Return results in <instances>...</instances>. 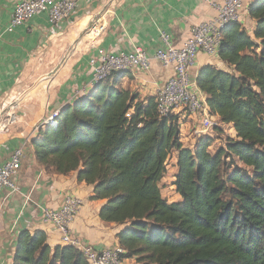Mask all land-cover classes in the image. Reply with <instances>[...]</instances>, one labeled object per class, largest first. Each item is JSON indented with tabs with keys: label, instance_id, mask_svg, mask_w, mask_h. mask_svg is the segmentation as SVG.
<instances>
[{
	"label": "trees",
	"instance_id": "obj_1",
	"mask_svg": "<svg viewBox=\"0 0 264 264\" xmlns=\"http://www.w3.org/2000/svg\"><path fill=\"white\" fill-rule=\"evenodd\" d=\"M248 8L253 34L242 22L222 33L218 55L233 71L206 65L196 80L220 118L212 136L184 147L176 116L161 118L156 97L122 87V73L64 106L58 125L32 140L47 172H77L93 186L91 200L106 201L100 218L123 227L124 260L264 264V0ZM224 124L236 136L224 135ZM174 154L178 201L159 185ZM14 254V264H90L72 245H50L44 231H22Z\"/></svg>",
	"mask_w": 264,
	"mask_h": 264
},
{
	"label": "crops",
	"instance_id": "obj_2",
	"mask_svg": "<svg viewBox=\"0 0 264 264\" xmlns=\"http://www.w3.org/2000/svg\"><path fill=\"white\" fill-rule=\"evenodd\" d=\"M18 1L0 0V104L3 97L14 90L20 79L26 75L34 63L35 55L47 45L69 52L59 65L66 63L70 68H67V73H62L65 74L62 78L58 77L60 83L49 92L50 94L45 92L47 97L44 98L42 94L32 96L43 102L41 114L18 119L15 133L0 135V164L11 157L15 148H25V157L17 175L19 190L10 193L5 189L0 193V264H14V253L20 233L27 229L31 232L47 233L48 243L52 246L63 245L61 234L50 224L43 222L41 211L46 206L60 207L68 195H76L83 200L80 213L72 223L73 232L79 235L84 243H90L96 249L118 246L117 234L123 227L101 220L100 209L106 201L91 200L93 186L78 182L77 172L68 175L49 173L38 162L32 146V140L40 135L37 126L52 112L62 110L66 105H75L93 93L95 86L91 84L90 62L98 55L99 48L129 51L134 45H140L148 50L150 55H155L157 49L162 46L163 31L172 35L176 46H182L190 36L192 27L217 15V8L212 2L221 4L224 0H81L75 13L60 24H52L48 13L41 12L27 24L8 32L5 28L11 21ZM255 1L257 0H244L242 7V24L251 34L256 28V21L250 17L248 6ZM101 11H106V15L98 41L92 46L87 43L81 51L79 45L84 35L73 46L72 51H68L72 42L81 34V30ZM82 20L85 21V26L75 32L74 29ZM206 65L233 71L219 55L202 53L191 67L195 82L202 67ZM58 71L52 76H57ZM173 74L172 67H164L153 61L149 71L126 72L121 84L143 100L156 97L159 89ZM49 77L51 76L48 75L46 79ZM201 93L207 101V94ZM174 115L181 130L182 144L184 147H193L195 138L192 131L197 126V118L185 111L176 112ZM216 117L220 119L218 115ZM224 128V135L236 136L232 124H224ZM213 140L214 144L219 142L220 145L223 141L220 138ZM171 158L177 164L176 154ZM128 261L130 260H125V264H128Z\"/></svg>",
	"mask_w": 264,
	"mask_h": 264
},
{
	"label": "built area",
	"instance_id": "obj_3",
	"mask_svg": "<svg viewBox=\"0 0 264 264\" xmlns=\"http://www.w3.org/2000/svg\"><path fill=\"white\" fill-rule=\"evenodd\" d=\"M81 0H19L14 7L10 23L5 28L11 32L21 25L27 24L35 16L46 12L52 24H60L69 19ZM211 1L212 0H207ZM244 0H224L221 4L212 2L217 8V15L191 29L190 36L182 46H176L172 35L166 31L161 33L162 46L155 55H150L143 46L134 45L129 51H110L104 48L97 50L98 55L90 62L91 84L96 86L114 74L131 70L149 71L153 61L164 67H172L174 74L170 76L156 95L159 116L164 118L176 112H187L197 118V126L192 135L195 143L206 136H212L218 119L202 96L193 80L191 67L202 53L219 54L222 33L226 26L241 23L243 19ZM60 110L52 112L37 126L41 131L58 125ZM130 116V113L128 114ZM39 133V132H38ZM25 157L23 146L15 148L11 157L0 164V193L19 190L17 175ZM1 199V194H0ZM83 200L76 195H68L64 203L58 207L46 206L42 209V220L50 224L61 234L63 245H72L84 253L90 264H125L122 254L125 251L118 245L104 249H96L90 243L73 232L72 223L79 215Z\"/></svg>",
	"mask_w": 264,
	"mask_h": 264
},
{
	"label": "rangeland",
	"instance_id": "obj_4",
	"mask_svg": "<svg viewBox=\"0 0 264 264\" xmlns=\"http://www.w3.org/2000/svg\"><path fill=\"white\" fill-rule=\"evenodd\" d=\"M105 15H106V11H101L95 14L91 22L84 29L81 30V34L77 36V38L72 42L68 51H71L73 46L81 39V36L87 35V33H89L90 30L96 28L100 23L99 21L102 18H103L102 22L104 27ZM74 30H76V28ZM98 39L96 40V42L98 41ZM96 42L92 43L87 38L84 40V45L82 46L85 47L87 43L90 44L88 46H92V44L94 45ZM68 54L69 52H67L64 49L56 50V48L53 45L51 46L47 45L46 47L42 48V50H40L38 54L35 55L34 63L32 62L33 64L30 67V69L27 71V73H25L26 75L20 79L17 87L11 92H9L7 95H5L1 101L0 135L8 136L15 133L17 131L18 119H21L22 117L28 118L30 115L33 114H41V110L43 108V102L32 97V94H34L33 90L39 88V90H37L36 93H38L37 95L42 94L44 98L47 97L46 93L53 91L54 87L58 83H60L58 77L60 76V78H62L65 74L62 75L58 74L59 76L58 75L54 76L53 77L54 79L51 78L48 79V81L46 80V77L56 67L60 66L59 64L62 62L63 58ZM216 143L213 145L214 147L220 145L219 142L217 144ZM171 160L168 161V165H167L168 171L165 174V177L159 183V185L161 187L163 197L165 199L167 198L170 201H178L181 200V197L178 194L176 187L173 186L174 185L173 181L175 180V175L177 173V170H175L176 163L175 160L172 161ZM129 260L130 261H128V264H137L135 259H129Z\"/></svg>",
	"mask_w": 264,
	"mask_h": 264
},
{
	"label": "bare ground",
	"instance_id": "obj_5",
	"mask_svg": "<svg viewBox=\"0 0 264 264\" xmlns=\"http://www.w3.org/2000/svg\"><path fill=\"white\" fill-rule=\"evenodd\" d=\"M100 22V23H99ZM98 23V26L96 27V28H93L92 30H90L89 31V33H87V35H85L84 37H83V39H81V43H80V45H79V47L81 46V50L84 48L82 45H84V40L85 39H89L90 40V42H96V40L100 37V35H101V32H102V29H103V22H102V19L99 21ZM96 25V24H95ZM83 26H85V21H81V23L76 27V30H75V32H78L80 29H81V27H83ZM88 45H90L89 43H88ZM93 45V44H92ZM86 47V46H85ZM72 51V50H71ZM70 57V56H69ZM69 57H67L68 58V60H69ZM70 59H71V57H70ZM73 60H74V58H73ZM73 60H70V61H73ZM63 64V63H62ZM60 66H62V65H60ZM68 64H64L63 66H62V68L58 71V74H61L62 75V73H64V72H66L67 71V68H68ZM55 76V75H54ZM59 76V75H58ZM51 78H53V76H51V77H49L48 79H51ZM48 79H46V80H48ZM54 79V78H53ZM41 88V87H40ZM37 90H39V88H37V89H35V90H33L34 92V94H32V96H37V94L38 93H36V91ZM32 91V90H31ZM39 92V91H38ZM31 95V94H30ZM20 98V97H19ZM22 98V97H21ZM27 98V97H26ZM14 105V104H13ZM3 127V126H2Z\"/></svg>",
	"mask_w": 264,
	"mask_h": 264
},
{
	"label": "water",
	"instance_id": "obj_6",
	"mask_svg": "<svg viewBox=\"0 0 264 264\" xmlns=\"http://www.w3.org/2000/svg\"><path fill=\"white\" fill-rule=\"evenodd\" d=\"M60 66L56 67L52 72L51 74H49V76H52L53 74H56V72L58 71Z\"/></svg>",
	"mask_w": 264,
	"mask_h": 264
}]
</instances>
